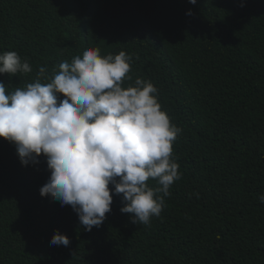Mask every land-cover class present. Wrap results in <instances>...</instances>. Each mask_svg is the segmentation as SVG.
Segmentation results:
<instances>
[{
  "label": "trees",
  "instance_id": "16d2710c",
  "mask_svg": "<svg viewBox=\"0 0 264 264\" xmlns=\"http://www.w3.org/2000/svg\"><path fill=\"white\" fill-rule=\"evenodd\" d=\"M13 9L37 23L67 12L80 44L131 57L124 87L152 82L182 129L181 178L149 225L120 211L121 194L86 231L40 195L46 158L24 168L0 142V264H264V0H12L0 16ZM57 231L68 247L50 244Z\"/></svg>",
  "mask_w": 264,
  "mask_h": 264
},
{
  "label": "clouds",
  "instance_id": "9594fccd",
  "mask_svg": "<svg viewBox=\"0 0 264 264\" xmlns=\"http://www.w3.org/2000/svg\"><path fill=\"white\" fill-rule=\"evenodd\" d=\"M77 37L67 12L45 23L17 9L0 16V38L10 41L0 48V142L16 150L24 168L46 158L50 176L40 195L71 206L86 231L103 224L121 194L120 211L149 225L181 178L173 144L182 129L162 109L152 82L137 77L124 87L133 79L129 55H101ZM259 199L264 203V195ZM70 243L58 231L50 240Z\"/></svg>",
  "mask_w": 264,
  "mask_h": 264
}]
</instances>
